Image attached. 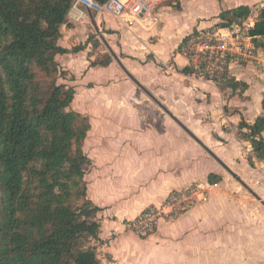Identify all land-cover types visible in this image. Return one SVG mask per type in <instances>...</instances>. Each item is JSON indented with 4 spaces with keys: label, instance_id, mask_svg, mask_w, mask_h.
<instances>
[{
    "label": "crops",
    "instance_id": "1",
    "mask_svg": "<svg viewBox=\"0 0 264 264\" xmlns=\"http://www.w3.org/2000/svg\"><path fill=\"white\" fill-rule=\"evenodd\" d=\"M123 1L129 7L135 2V0ZM200 1L173 0L156 5L149 15L146 13L138 17L129 13L124 19L92 12L84 16L80 22H75L69 15L67 24L61 28L59 45L70 53L58 55L56 60L63 72L75 76L74 82L70 84L75 90V97L83 89L75 88L77 83L75 80L79 81L82 78L86 84L83 89L85 94L92 90L90 88L92 83L95 86H103L114 80L119 81V87L134 90L126 79H122L114 63L111 62L109 66H93L96 59L91 56V39L94 31H97V26L102 33L104 30L108 31V34H104L111 45L117 47L120 59L127 70L136 75L135 77L146 88L164 97L178 117L188 122L191 129L202 134L205 128L199 126L198 123L200 124L201 121L195 118L197 109L188 112L182 109L183 106L173 104L171 101L175 100L177 103L178 98L172 87L158 90L159 82L177 81V77L174 76L187 74L194 78L193 86L196 84L201 88L200 95L203 92L218 94L216 90L219 89L211 85L213 82L204 83L190 73H183L185 69H190L192 60L183 55L182 47L190 37L200 34L217 33L234 43L231 30L221 28L215 32V29L223 12L238 7L228 8L229 3L225 0H207L210 6L205 9ZM188 4L190 5L187 7ZM195 32L197 34H194ZM185 39L187 40L184 41ZM247 40L254 48L251 39L247 37ZM77 47H83V50L74 52ZM168 63L172 66L167 68ZM160 64L166 67L164 73L159 70ZM174 66L179 72L173 70ZM64 84L68 86V83ZM263 95L264 91L262 101ZM247 110L238 109L239 113L226 119L236 124L238 128L243 119L253 124L264 113L263 109H254L255 116L248 121ZM116 112L117 123L121 125L122 133L114 140L100 145V148L88 157L92 166L90 174L85 177L88 199L101 209L97 216V221L100 223L99 241L94 243L99 260L101 264H182V255H189L181 250L182 244L187 239V232L197 224L204 225L200 220L197 222V218H182L183 216L195 214L197 208L209 202L213 206L216 204L213 212L216 216L215 220L218 221L235 223L238 220L236 215L242 213L245 215V211L241 212L240 208H236L235 211L226 208L233 214V220H225V212L223 213V210L217 206L226 200L219 195L211 197L209 194L206 195L205 201L194 204L173 221L163 222L158 232L150 237L143 238L129 230L128 224L131 221L147 208L162 205L173 192L198 187L207 194L204 185H197V176L203 175L208 186L209 176L215 175L212 171L214 163L206 159L207 157H204L194 144L192 149L196 156L201 158V162L198 163L189 156L188 145L191 144L188 138L182 131L173 127L172 119L161 108L129 105L121 107ZM191 114L195 117L193 118ZM202 135L207 137L205 140L211 144H219L214 135L209 136L206 133ZM218 137L227 141L231 139L228 135L220 133ZM231 158L229 156L227 161ZM249 166L251 167L250 164ZM218 224L213 223V225Z\"/></svg>",
    "mask_w": 264,
    "mask_h": 264
},
{
    "label": "trees",
    "instance_id": "2",
    "mask_svg": "<svg viewBox=\"0 0 264 264\" xmlns=\"http://www.w3.org/2000/svg\"><path fill=\"white\" fill-rule=\"evenodd\" d=\"M75 1L0 0V264H101L94 244L101 209L88 199L85 181L91 124L70 108L74 88L58 83L66 73L56 57L70 53L59 45L61 28ZM250 15L248 6L225 11L221 28ZM246 36L264 52V8ZM238 129L252 147L254 168L255 160L264 162V113ZM215 178L209 176L211 185Z\"/></svg>",
    "mask_w": 264,
    "mask_h": 264
},
{
    "label": "rangeland",
    "instance_id": "3",
    "mask_svg": "<svg viewBox=\"0 0 264 264\" xmlns=\"http://www.w3.org/2000/svg\"><path fill=\"white\" fill-rule=\"evenodd\" d=\"M225 1L229 3L227 6L228 8L240 6H248L251 8V15L248 20L233 25L231 29H227L231 30V35L235 39L234 43L226 40L228 45L223 46L228 56V72L226 78L228 77V79L231 80L248 83L249 88L247 91H244L242 88L233 91L224 81L215 82L197 76L196 79H200L204 83H209V81L213 82L211 85L219 89L216 90L218 94L215 95L206 92L200 95L201 88L196 84L193 86L194 78L187 74L184 76L180 75V77L174 76L177 77V81H170L167 83L159 82L158 84V90H165L171 87L175 89L176 98H178V100L177 103L175 100H170L173 104L183 106L182 109H186L188 112L197 109L196 117L194 114H191V116L197 118V121H201L198 125L204 126L205 128L202 134L206 133L209 136L214 135L219 141V144L215 145L206 141L205 139L207 137L191 129L188 122L176 115L172 110L174 108L166 103L164 97L159 96L158 93H155L156 91H152L148 87L147 89L171 109L183 123H185L234 172L239 174L264 200V162L255 160L254 169L249 166L248 158L254 157L252 147L248 142L241 140L240 131L236 128V124H232L233 122L226 119V117L239 113L238 109H248L247 120L251 121L252 117L255 116L254 109H263L261 107V101L264 91V54L261 50H257L250 46L246 33L249 27L257 20L260 9L264 8V0ZM200 2L205 9H208L210 6L207 0H201ZM189 5L190 4H188L187 7ZM175 8L177 9L178 7ZM219 21L215 32L221 30V25L224 23L221 19ZM104 33L108 34V31L104 30ZM104 33H102L101 30L100 32L94 31L93 38L91 39V56L94 57L96 59L95 62L99 64H104L111 60V62L116 65V69L120 72L122 79H126L134 90L128 87H119V81L114 80L103 86H95V84L92 83L90 84L92 90L89 91L88 94H85L83 89L86 87V84L83 82V78L79 81L75 80V82H77L75 83V88L82 87L83 89L78 92L70 108L90 118L92 130L88 133L84 146V151L88 157L92 155L95 150H98L100 145L107 143L109 140H114L122 133L120 130L121 125L117 123L116 118V111L120 110L121 107L137 105L160 109L120 68L115 58L101 40V35L107 39ZM107 41L109 42L108 39ZM109 45L120 59L117 47H113L110 42ZM120 60L123 63L122 59ZM171 66L172 64L168 63L166 67L168 68ZM160 67V72L164 73V70H166L165 65L160 64ZM173 70L179 72L175 66ZM171 74H173V72ZM73 78H75V76H71L70 73L67 72L65 76L58 79V83L64 84L66 82L68 86H71L70 84L74 82ZM180 87L182 88L181 90ZM172 125L175 129L182 131L183 135L188 138L189 144H191L188 145V154L194 161L199 163L201 162V158L196 156V153L192 149V144L204 154V157H207L206 159L214 163V169L212 171L216 175V178L213 181V185L209 184L207 186L203 175L197 176V185H204L203 188L207 192L206 195L211 194V197L213 195H219L226 200L224 203L218 204L219 206H217L220 210H223V213L225 212V220H233V214L226 208H231L234 211L236 208H240L241 212L245 211V215L244 213H242V215H236L238 220L235 223L223 222V220L218 221L215 220L216 216L213 212L216 204L213 206L211 202H209L197 208L195 214L190 213L183 216L182 218H197V222L200 220L204 225L197 224L187 232V239L182 244L181 250L186 251L189 255H182L181 263L264 264V206L243 186L235 181L230 174L211 158V156L191 139L173 120ZM218 133L221 135H228L231 139L229 141L221 140L218 137ZM96 143L99 145H96ZM229 156L233 158L227 161ZM91 166L92 163H89L86 169V175L90 174ZM224 209H226V211H224ZM213 223L219 224L213 225Z\"/></svg>",
    "mask_w": 264,
    "mask_h": 264
},
{
    "label": "built area",
    "instance_id": "4",
    "mask_svg": "<svg viewBox=\"0 0 264 264\" xmlns=\"http://www.w3.org/2000/svg\"><path fill=\"white\" fill-rule=\"evenodd\" d=\"M173 0H135L129 7L123 0H109L100 5L94 0H76L69 12L70 18L80 22L88 13L98 15L110 14L117 19H124L129 13L143 16L156 5ZM227 38L217 33L194 35L182 47V53L190 58V73L195 77L223 82L228 67V56L225 45ZM193 67V68H191ZM207 199L206 194L198 187L185 191L173 192L160 206H152L143 211L128 224V229L138 236L146 238L156 234L163 222H170L179 217L194 204Z\"/></svg>",
    "mask_w": 264,
    "mask_h": 264
},
{
    "label": "water",
    "instance_id": "5",
    "mask_svg": "<svg viewBox=\"0 0 264 264\" xmlns=\"http://www.w3.org/2000/svg\"><path fill=\"white\" fill-rule=\"evenodd\" d=\"M93 18V16H92ZM95 24V22H94ZM96 30L100 31L96 26ZM101 40L107 47L108 51L115 58L116 62L125 72L127 77L133 81L146 95L147 97L155 103L159 108H161L191 139H193L209 156H211L228 174H230L235 181H237L241 186H243L255 199H257L263 206L264 200L242 179V177L234 172L211 148H209L185 123H183L165 104L159 100L156 95L149 91L132 73H130L125 65L121 62L119 57L113 51L109 43L106 41L105 37L101 35Z\"/></svg>",
    "mask_w": 264,
    "mask_h": 264
}]
</instances>
